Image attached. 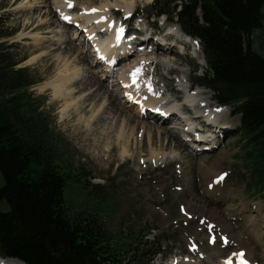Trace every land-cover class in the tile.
I'll list each match as a JSON object with an SVG mask.
<instances>
[{
	"label": "rangeland",
	"instance_id": "1",
	"mask_svg": "<svg viewBox=\"0 0 264 264\" xmlns=\"http://www.w3.org/2000/svg\"><path fill=\"white\" fill-rule=\"evenodd\" d=\"M61 1L66 0H0V32L5 35L13 34L4 41H8L9 44L15 46L14 50L20 58H27L19 68L29 67L36 76L41 78L40 83L35 85L31 91L35 94V100L39 104V117L46 120L49 125L48 137L54 163L61 173L69 178L65 187V205L71 218L75 219L80 215L82 217L91 215L100 220H105L104 225L107 231L112 235H116L123 247L131 245L135 239L140 243L142 238L148 235L147 244L151 245L150 248H153V243L155 245L161 243V250H163L162 255H157L150 264H170L172 260L177 259V255H180V259L185 258L186 261L201 264L207 258L205 254H198L199 247L205 246L206 251L213 253L214 249L223 247L225 244L226 237L222 238L221 235L217 238L210 237L214 228L207 226V223H203L198 216L188 209L186 206L188 200L203 202L205 199L214 198L213 202L217 204L219 210L228 208L229 215L232 216L230 223H232L234 233L241 239L255 236V233L248 229L247 222L251 220L250 216L257 218L259 231H264V195L251 191L247 187L248 180L246 182V179L249 176L248 173H250V171L247 172L248 167L246 166L247 152L243 149L245 144L241 143L239 135L240 118L233 115L231 107L225 119L227 124L222 122L221 125L213 127L222 130L220 136H218L220 146L215 147V149L210 145L211 149L209 151H205V147L200 146L198 149H202V152L199 153L191 150L189 145L184 144L180 139V147H174V144L166 147L164 138H159L155 130L149 127L142 128L140 125V122L153 121L150 117H146L145 113H140L139 119L137 118L140 122L131 126L122 121L125 116L120 117L119 122L118 116L110 120L109 118H113V116L106 113L108 118L96 119L94 125L88 131L79 135V132L84 130L81 128L82 122H80L77 113H74L73 110H64L66 102L55 97L51 88L45 90L41 88L47 82L61 81L59 78L66 65L65 61L70 64L72 59L79 60L76 50L69 55L65 52V49L61 51V48L65 47L66 44L69 48L66 38L72 37L71 30H73L71 29L67 34L64 26L59 22L62 14L59 10L55 11V9L57 8L56 4ZM116 1L121 4L118 7L119 13L117 16L113 17L110 12L104 16H112L113 21L114 19L122 22L126 20L125 25H128V30L133 34L128 42L133 41L140 44L137 53L131 51V55L134 54L131 62L134 61V64H136V62L141 61L144 67L142 74H145V76L148 74L146 76H149L148 81H159L156 87L147 83L148 88L152 89L158 100L162 101L160 99L162 95L167 103L172 102L174 105L177 97L182 99L187 96L190 85L194 89H207L203 86H194L196 85L195 77H202L205 74L206 65H202V58L194 56L192 46H184L183 50L181 46L177 45L175 41H178L180 36L175 34L167 36V33L170 32L169 29L174 24L165 25L167 23L165 16L155 17L151 9L153 0H138L132 8V12L136 13L132 20H128L126 17L127 10L125 11V9L128 8L121 7L125 6L123 0H111V2ZM107 2L108 0H74L73 6H68V10L73 11L74 16H79L85 8L97 9ZM60 4L62 5V3ZM29 11H31V16H34L33 14L36 11L40 15L29 17ZM50 11L53 15L47 16ZM54 22H56L55 25H53ZM28 25L30 26L28 27ZM52 25L56 26L57 29L50 30ZM44 26H49L47 28L49 33L45 34V30L41 29ZM29 29L32 31L31 33L28 31ZM250 40L253 48L260 49L259 43H264V27L257 30L250 37ZM83 43L86 45V42L81 40L74 39L72 42L75 49L82 48ZM156 43L160 44V48L166 51L168 46L176 45L177 53L169 52L170 58L168 61L170 68L180 69L181 73H175L177 72L175 71L169 74V69H165L164 64H159V74H157L155 65L152 64L154 62L147 64L150 57H155L153 53H157L155 50L151 52L150 49ZM147 44L149 46L146 49ZM129 45L131 46V44ZM20 47L22 52H20ZM50 48L51 51L55 52L51 53ZM53 48L59 49L53 50ZM83 49L84 53L88 55L85 48ZM182 50L184 55L181 54ZM199 50L201 51L200 45ZM173 57L178 58L177 63L171 61ZM126 65L129 66L128 63ZM78 67L77 69L83 68ZM93 70L98 71L100 75L102 74L100 66H95ZM99 70L101 71L99 72ZM115 70L117 68L111 70L107 77H103L104 83L109 84L107 78L111 81L112 76L116 75L113 74ZM81 75L82 70L75 79H80ZM162 78H164V81L161 80ZM169 79L172 80L170 88L163 92L164 85ZM81 83L74 90V93L78 92L73 99V103L76 104L86 94L77 90L82 86H85V90L94 88L93 85L87 86L88 80ZM112 88L116 90L115 86ZM172 89L177 92V97H172ZM109 92H112V90ZM212 93L217 104L214 92ZM100 97L103 101H94L95 104L93 100L85 98L84 102H87L88 108L85 109L84 113L87 119L92 114L91 109L97 110V107L106 101V97L103 95ZM118 99L124 106L127 105L125 103L126 99L123 100L119 97ZM178 103L177 106L181 107V102ZM177 106L176 108H178ZM214 106L215 104L212 107ZM135 107L121 108L136 117L138 114ZM177 117L184 118V112L180 108ZM103 120L105 122H102ZM117 122L118 124H116ZM174 126L171 120L162 123V127L170 129L178 135L183 134V130L176 129ZM169 127H173V129ZM124 128L127 129L129 135L135 128V135L134 138L130 135L129 157L121 161L119 159L120 148L122 147L124 150V146L117 143V138ZM211 134V132L206 134L210 140L209 135L211 136ZM212 138L215 137L212 136ZM179 142L178 144H180ZM198 144H195V146H199ZM107 147L113 149V162L110 166L100 165L99 162L105 164L104 159L97 160L93 157V154L104 155ZM154 152L159 155L158 158L163 155L165 158H171L158 161V159L152 157H155ZM132 155L135 157H132ZM220 156H225V159L221 160L220 168L216 169V174L222 172L223 175H226V178L221 180L225 183V186L222 189V195L210 194L205 188L203 172H199L193 162L199 159L209 165L215 158H220ZM139 157L144 163H138ZM219 179L216 178L215 181ZM95 187L98 188L95 189ZM218 198L225 204L222 205ZM195 237L202 244L198 240L195 243L197 245H192L191 238ZM196 246L198 250H195ZM252 246H254L256 252L260 253L262 251V248H257L255 241L252 242ZM196 254L198 255L196 256ZM137 260V263L140 262V259Z\"/></svg>",
	"mask_w": 264,
	"mask_h": 264
},
{
	"label": "trees",
	"instance_id": "2",
	"mask_svg": "<svg viewBox=\"0 0 264 264\" xmlns=\"http://www.w3.org/2000/svg\"><path fill=\"white\" fill-rule=\"evenodd\" d=\"M151 9L199 40L207 69L195 84L240 117L247 187L264 195V43L260 51L250 40L264 27V0H154ZM11 36L0 32V255L25 264H150L163 250L151 249L148 235L123 247L105 220L71 218L69 178L54 163L31 91L41 78L19 68L27 58L4 41Z\"/></svg>",
	"mask_w": 264,
	"mask_h": 264
},
{
	"label": "bare ground",
	"instance_id": "3",
	"mask_svg": "<svg viewBox=\"0 0 264 264\" xmlns=\"http://www.w3.org/2000/svg\"><path fill=\"white\" fill-rule=\"evenodd\" d=\"M137 1L138 0H130V1L123 0L122 2L125 6H121V7H123V8L127 7L128 9H125V11L127 10L126 13L127 14L131 13L132 8H133L134 4H136ZM110 2H111V0H108V2L106 4H104L102 7L97 8V11H91V8H85L84 12L82 14H80L79 16H75V17L72 15L73 11L68 10L69 4H68L67 0L58 2L56 4L57 8L55 9V11L59 10L60 13L64 17H67V20H72V22H70L71 23L70 24V23L64 21L62 18L61 19L59 18V22H60V24H62L64 26V29H65V31H67V34L72 29V26L78 25L79 22L86 20V24H84V28H85V30H87L88 34L90 35V38L93 40L92 45L97 43L99 45L98 49H101L102 51H106V50H109L112 48L110 50V52H115L118 49L115 46V44H117V43H115V41L121 40L120 36H118L121 29H119V27H118L119 23L114 25L113 17L117 16V14L119 13L118 7L121 4H119L118 1L111 2V3ZM60 3H62V5ZM72 4H74V0H72ZM37 12L38 11H36L33 14L34 16H31V11H29L28 15H29V17H38L40 14H38ZM109 12L112 13L113 17L112 16H110V17L104 16L105 14H108ZM57 13H59V12L57 11ZM48 15H53V13L50 11V12H48L47 16ZM96 23H97V26H95ZM55 24H56V22L53 23V25H55ZM42 25H44V24H42ZM53 25H52V28L50 30L57 29V28H55L56 26H53ZM112 25L114 26V32H116L114 34L112 33V30H110V28H112ZM29 26L30 25H28V27ZM49 26H51V25L49 24ZM49 26H44L43 28H41L42 30H45V32H44L45 34L49 33L47 30V28ZM169 30H170L169 34L173 33L177 36H180L181 41L184 42L185 41L184 39H186V41L188 42L187 46L193 47L192 52H193L194 56H197L198 58L199 57L202 58V53L199 50V44L196 40H194L193 38L184 34L179 29V27L176 25H173ZM28 31H29V33L32 32V31H30V29ZM105 31H107V32H105ZM108 31H109V33H108ZM77 32L78 31L74 30V33L76 35H77ZM103 35H108V37L106 39H103V38L97 39L96 38V37L103 36ZM73 40H74V37H71V38L67 37L66 43H68L69 48H67V44H66L65 47L61 48L62 49L61 51H63L65 49V52H67V54L69 55V54H71V52H75V50H76V54H78L79 60H73L72 59L71 60L72 63H70V64L68 63V61H65L66 65L61 72L62 78L61 77L59 78V79H61V81L60 80L59 81L53 80V81H51L52 83L47 82V84L45 83L44 85H42L41 88L44 90L51 88L54 91L55 97L66 102V107L64 108V110H68V111L73 110L74 113H77V115L80 117V122H82L81 128L84 130L82 132H79V135L88 131V129H90L94 125L96 119H101V120L106 119V118H108V115H109V116H113V118L112 117L109 118L110 120H112L118 116L119 122H120V117L125 116L122 121L126 122L127 125L131 126L134 123L140 122L138 120L140 113H145L146 114L145 116L151 117V119L153 121L152 122H147V121L140 122V125L142 126V128L149 127L151 129L155 130L157 132L159 138H164L166 147L173 146V144H174V147H180L181 143L179 142V139H180L179 135L176 132L175 133L172 132L170 129H166V128L162 127V123L164 124V123H166V121L171 120V121H175L174 124H177V128L180 129V127L182 125L181 123H183V122L175 114V112L178 111V108L180 106L178 105L177 106L178 108H176V106L173 105L172 102L167 103V100L162 98V95L160 98V99H162V101L158 100V97L155 96L152 89L148 88L146 86V84L150 83L153 87H156L159 84V81L158 82L148 81L149 76L146 77L148 74L146 76H145V74H142L143 69H144L143 63L141 61L140 62L135 61L136 64H134V61L131 62V59H133L132 56L134 54L133 55L130 54L127 59L122 60L121 64H119V65H121V68H120V72H118V74L116 76V79L120 80L119 82H124L123 77L121 75V74H124L125 78L127 79V80H125V83L128 85V87L124 89V92L129 93L128 98H131V94H134L133 98L136 99L135 100V103H136L135 108H136V113L138 114V115H136V117H134L128 111L123 109V108L128 109L129 105L124 106L122 104V102L118 99L119 96L117 94V90H114L110 86V83L109 84L104 83L103 77L108 76V73H107V71L109 70L108 66L112 62L110 58L114 57V55H110V56H107L106 54L104 55L103 63L105 65L103 66L101 72L105 73V74L100 75L98 73V71L93 70V68L98 65L97 62L101 61L98 58H101L102 55L97 54V52L94 54L90 53L87 55L84 53L83 47L82 48L78 47L75 49V47L72 44ZM177 43L178 44L181 43L179 41V39H178ZM125 44H127V42L124 43V45ZM128 44H131V46H132L131 48L127 49L128 53L131 52L132 48H135L133 50V51H135V53L138 52V48L140 46L139 47L136 46L137 45L136 42L132 41V42H129ZM148 46H149V44L146 45V49L148 48ZM167 48H168L167 51L162 50L160 48V45H158L157 43L155 46L153 45L152 47H150V49L152 50L151 52H154V50H155V52H157V53H153L155 57H153V58L150 57L149 59H151V60L148 59V61H149L148 63H152V62L155 63V64L154 63H152V64L155 65V72L157 74H159V70H158L159 64H164L165 69H167V70L169 69V74L172 72H175V71H177L175 73H178V72L181 73L182 71L180 69L170 68L169 61H168L170 58L169 52L173 53V54L177 53L176 45H170ZM58 49L59 48H53V50H58ZM146 49H145V51H146ZM50 51H51V48H50ZM52 52H55V51H51V53ZM147 52H149V51H147ZM181 54L184 55V52H182ZM171 61L173 63H177L178 58L173 57ZM116 62H118V61H116ZM127 63L129 64V66L126 65ZM203 65L205 66L204 62H203ZM77 66L83 67V68L77 69ZM145 66H147V65H145ZM81 70H82L81 78L76 80L75 77L79 74V72ZM135 70H139L138 76L140 77V83L137 85H133V84L129 83V80L132 78L131 75L134 74ZM112 77L114 78V76H112ZM86 80H88L87 86L90 87L91 85H93L94 88H91L90 90L89 89L85 90V86H82L77 91H79L81 93H86V94L77 102V104L73 103L74 97L76 96V94H78V92L74 93V90L77 89V86H79V84L81 82L84 83V81H86ZM115 80L111 81V84H114L116 82ZM161 80L164 81V78H162ZM171 83H172V80H170V79L167 80V83L164 85L163 92H166V89L170 88ZM110 87H111V89H110ZM188 88L190 89V92L194 91V94L189 95V96L187 95L185 98L180 99V100H186L184 103L181 104V109H182V111H185L186 113L191 114L193 116V120L198 121L202 125V127H205L204 131H206V132H204L203 135L200 136V138H202L200 144H198L195 140H193V146H195V144H198L199 146H197V148L200 146H204L205 147L204 150L209 151V149H211L210 145H212L214 148L220 146V142H218L220 139L218 138V136H220V133L222 130H218V129L213 128V127L215 125H221L222 122H225L224 124H227V121L225 119L227 118V115H228L230 108L229 107H222L221 108V107L217 106L215 103V100L213 99V93L208 89H194L191 85ZM110 90H112V92H109ZM172 90H173L172 97H177V95H176L177 92L174 89H172ZM137 92H138V97L136 96ZM96 95L99 97L103 95L104 97H106V101H104L101 104V106L97 107L98 108L97 110L91 109L92 114L87 119L85 117L84 111L86 108H88V106L86 104L87 102L85 103L84 100L86 98L87 100H93V102L98 101V100L103 101V99L101 97L99 98ZM94 96H96V97H94ZM128 98H126V101H128ZM198 99H199V101H197ZM193 101H197V102L194 103ZM190 102H192L193 104L189 105ZM94 104H95V102H94ZM214 104H215V106L212 107ZM121 107H123V108H121ZM209 108L210 109L213 108L212 109V117L208 118L209 122L206 125V117L204 116V112ZM155 113H158V114H155ZM197 113H200V114H197ZM193 114H195V115H193ZM102 122H105V121L103 120ZM99 123H100V120H99ZM116 124H118V122ZM134 127H136V126H134ZM169 128L173 129V127H169ZM221 128H222V126H221ZM129 129H131V128H129ZM207 132L212 133L211 136L209 135L211 140L206 136ZM134 133H135V128L131 131V134H130L131 137H133V138L135 135ZM149 133H151V132H149ZM130 135L127 133V129H125V128L122 129V133H120L118 135L117 143L124 146V150L122 147L120 148L119 159L121 161L125 160L126 157H129L128 152H129ZM212 136H214L215 138H212ZM209 141H212V142H209ZM150 142H152V140H150ZM178 142L180 144H178ZM210 143H213L214 145L210 144ZM213 151H215V150L213 149ZM112 154H113V149L110 147H107L106 153L104 155L100 156L99 154H93V157H95L97 160L104 159L105 164H102V162H99L100 165L110 166L113 162V159H114V156ZM153 154H155V152ZM132 157H135V156L132 155ZM152 157L155 159H158V161H164L167 158H171V157L165 158L164 155L161 156L160 158H158L159 157L158 154H155V157L154 156H152ZM218 157L215 158L209 165L206 164L203 160H199V159L195 160L193 163L198 168V171L199 172L202 171L204 174L203 177L205 180L204 184H205L206 191L210 194L216 193L217 195H222V189L224 188L225 183H223L221 181L217 182L215 180H216V178H219L220 175L222 174V172H220L219 174H216L217 173L216 169L220 168L219 167L221 164L220 162L222 159H225V156H220V158H218ZM138 163L139 164L144 163V161H142L139 157ZM185 163H187V162H185ZM97 182H99V180H97ZM214 200H215L214 198L205 199V201L203 200V202H201L200 200H198V201L188 200L186 203V206L188 207V209L190 211H192V213L194 215L198 216L203 223H205V224L207 223V226H212L214 228V230L212 231L211 236H210L211 238L212 237L217 238V236H219V235H221L222 238H224V237L227 238L223 247H219V248L214 249L213 253L206 251L205 246L199 247L198 254H205L206 258H207L205 261H202L201 264H225L226 261H230V260L239 261L241 259H246L251 264H264V231L263 230L261 232L259 231L257 218L256 217L253 218V216H250L249 218L251 220L249 222H247L248 223V229H250L251 232H254L255 236L241 239L240 237H238V235H236L234 233L232 223H230V221L232 220V216L229 215V209L225 208L224 210H219L217 207V204H214V202H213ZM218 200L222 203V205L225 204L220 198H218ZM191 240L193 241L192 245H196L195 243L199 239L197 237H195V238H191ZM253 241H255L257 248H262V251L260 253L256 252L254 249V246H252ZM199 242L202 244V242L200 240H199ZM194 254H195V252H194ZM198 254H196V256ZM179 256L180 255H177L176 256L177 259L172 260L170 264H195L194 262L186 261L185 258L180 259ZM162 258H164V257H162ZM0 259H1L0 264H25L22 261L16 260V259H4L1 256H0ZM159 264H161V263H159Z\"/></svg>",
	"mask_w": 264,
	"mask_h": 264
},
{
	"label": "snow or ice",
	"instance_id": "4",
	"mask_svg": "<svg viewBox=\"0 0 264 264\" xmlns=\"http://www.w3.org/2000/svg\"><path fill=\"white\" fill-rule=\"evenodd\" d=\"M68 4H69V6L71 7V6H73L72 5V0H68ZM91 11H97V9H92ZM67 18V17H66ZM121 31H123V29L121 28ZM137 71H139V70H137ZM242 255V254H241ZM242 264H247V262L246 261H242Z\"/></svg>",
	"mask_w": 264,
	"mask_h": 264
}]
</instances>
